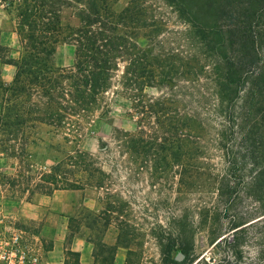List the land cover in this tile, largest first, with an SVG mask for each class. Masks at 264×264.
<instances>
[{
  "label": "rangeland",
  "instance_id": "374dc122",
  "mask_svg": "<svg viewBox=\"0 0 264 264\" xmlns=\"http://www.w3.org/2000/svg\"><path fill=\"white\" fill-rule=\"evenodd\" d=\"M143 1L161 24L163 51L176 55L183 76L145 89L142 109L113 88L107 113L75 142L65 143L61 132L43 124L30 131L35 136L19 134L7 142L8 153H0V235H19L34 264H64L67 258L72 264L77 257L68 254L82 251L84 243L90 250L78 252L79 264H93L101 242L116 246L114 264H174L184 259L182 248L193 262L204 257L208 264H262L257 237L264 235V219L256 221L264 217V191L254 177L264 165V86L242 104L239 138L218 145L212 56L182 10L167 0ZM129 2L120 0L117 8ZM261 14L264 22V9ZM137 34L144 44V30ZM0 43L19 57V37L2 5ZM74 60V45L60 42L54 67L70 68ZM6 65L0 60V69ZM12 73L0 70V81L10 83ZM77 151L90 157L103 187L45 189L50 182L85 180L71 165ZM224 237L228 242L218 243Z\"/></svg>",
  "mask_w": 264,
  "mask_h": 264
},
{
  "label": "trees",
  "instance_id": "16d2710c",
  "mask_svg": "<svg viewBox=\"0 0 264 264\" xmlns=\"http://www.w3.org/2000/svg\"><path fill=\"white\" fill-rule=\"evenodd\" d=\"M141 1L138 5L136 0H130V6L118 9L120 0H0L20 42L18 58H13L10 48L0 43V60L16 68L10 83L0 81L1 154L8 153L5 144L19 134L24 138L35 136L30 131L37 124L61 132L65 143L75 142L90 129L95 117L100 119L107 113L106 96L113 88L120 87L142 109L145 89L170 84L173 77L183 76L175 67L176 55L165 53L158 40L161 24ZM167 1L182 10L180 13L195 29L205 54L212 56L218 145L236 141L240 135L242 104L264 86V22L261 21L264 0ZM139 29L144 30L142 45L137 39ZM60 42L75 47V60L70 68H56L52 63ZM246 135L249 141L251 132ZM249 150L250 146L245 148V152ZM76 157L71 165L86 174L85 180L65 181L61 186L50 182L51 186L45 189L103 187L94 179L98 171L88 164L90 157L78 151ZM256 174L254 183L262 194L264 165ZM246 226L241 224L234 232ZM257 239L258 260L264 264V235ZM222 241L228 242L226 237L218 243ZM231 241L235 242L236 237L228 245ZM181 251L184 259L172 263L208 264L204 257L193 262L187 249ZM104 253L107 259L102 256ZM115 253V245L101 242L93 251V264H114ZM69 255L77 257L72 264H79L78 252ZM67 260L64 264L69 263Z\"/></svg>",
  "mask_w": 264,
  "mask_h": 264
},
{
  "label": "built area",
  "instance_id": "2783aa9c",
  "mask_svg": "<svg viewBox=\"0 0 264 264\" xmlns=\"http://www.w3.org/2000/svg\"><path fill=\"white\" fill-rule=\"evenodd\" d=\"M20 245L19 235H0V264H34Z\"/></svg>",
  "mask_w": 264,
  "mask_h": 264
},
{
  "label": "crops",
  "instance_id": "0c3cea01",
  "mask_svg": "<svg viewBox=\"0 0 264 264\" xmlns=\"http://www.w3.org/2000/svg\"><path fill=\"white\" fill-rule=\"evenodd\" d=\"M13 70V73L12 74H9L7 77H6V81L7 82H11L12 80H13V78H14V75H15V73H14V69H13V66L12 65H6L5 67H3L2 69H0L1 71H4V70H6L7 71V73H9V70ZM64 206L66 207V206H68V204L66 203V205L64 204ZM75 243V242H74ZM74 243H73V246H74ZM57 242H56V248H57ZM77 250H79V249H77ZM82 251H78V252H83L82 253V255L84 254V252H88L89 250H90V244H88V243H84V247H82V249H81Z\"/></svg>",
  "mask_w": 264,
  "mask_h": 264
},
{
  "label": "water",
  "instance_id": "95a60500",
  "mask_svg": "<svg viewBox=\"0 0 264 264\" xmlns=\"http://www.w3.org/2000/svg\"><path fill=\"white\" fill-rule=\"evenodd\" d=\"M183 259V256H179L178 260H182Z\"/></svg>",
  "mask_w": 264,
  "mask_h": 264
}]
</instances>
